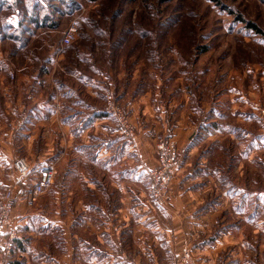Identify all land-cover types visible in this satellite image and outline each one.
<instances>
[{"label": "crops", "instance_id": "crops-1", "mask_svg": "<svg viewBox=\"0 0 264 264\" xmlns=\"http://www.w3.org/2000/svg\"><path fill=\"white\" fill-rule=\"evenodd\" d=\"M123 64L117 63V69L93 66V74L70 71L71 77L57 83L56 92L34 75L23 95L4 100L0 196L12 189L17 203L4 239L13 236V249L3 253L2 264H180L185 248L198 261L201 252L203 262L215 264L221 239L208 244L200 233L211 231L220 210L227 205L228 212L235 210L237 197L242 196L246 204L258 201L256 212L239 203L243 208L237 213L243 212L245 218L263 213L264 191L252 193L237 184L221 190L215 184L220 170L193 160L199 148L212 144V149H222L228 139L226 148L237 152L240 167L263 162L264 130L252 128L257 116L249 104L252 95L264 99V84L258 81L264 80V70L253 72L244 65L229 72V122L224 123L225 114L215 107L197 121L196 114L187 112L186 95L176 98L164 91L166 86L162 90L153 67L143 70L132 62L125 74ZM171 96L167 110L164 98ZM108 98L126 109L135 126L132 139L124 137L104 112ZM162 138L181 149L179 162L171 169L170 204H157L148 190ZM22 156L32 168L57 162L56 182L34 209L22 196L32 181L16 183L14 163ZM214 192L217 206L203 207L199 213L203 199ZM242 246L243 255H234L233 262L252 264L248 254L252 246L245 242Z\"/></svg>", "mask_w": 264, "mask_h": 264}, {"label": "rangeland", "instance_id": "rangeland-1", "mask_svg": "<svg viewBox=\"0 0 264 264\" xmlns=\"http://www.w3.org/2000/svg\"><path fill=\"white\" fill-rule=\"evenodd\" d=\"M32 16L47 18L56 26H31V34L19 37L24 29L21 21ZM73 22L78 25L77 36L63 53L58 54L64 32ZM247 22L264 32V0H0V118L5 109L4 100L9 96L23 95L28 89L27 80L34 75L56 92L57 83L67 82L71 77L70 71L75 69L93 74V66L99 68L100 64L102 67L106 64L107 68L117 69L116 64L123 62L125 74H128L134 62L143 70L153 67L162 90L166 86L164 91L168 90L176 98H184L182 94H185L187 112L196 114L197 121L201 113L208 116L215 107L226 116L221 121L228 123L226 114L230 108L226 95L230 84L229 72L234 71L233 67L240 71L244 65L253 72L264 70V36L249 29ZM9 36L18 38L13 40ZM49 58L52 63L48 62ZM42 66L49 68L48 73H43ZM258 81L264 84V80ZM171 99L172 96L164 98L167 110ZM250 100L249 110L257 116L252 128L264 130V99L252 95ZM113 101L124 115L126 126L135 134V126L126 109L115 99ZM107 103L108 99L103 110ZM211 119L208 121L212 124ZM2 137L3 132L0 131V140ZM170 140H158V163L160 145L167 147ZM229 142L224 140L222 149H212V144L199 148L193 161L201 160L211 170H220L221 175L215 184L221 190L237 184L252 193L264 191V153H260L263 162L244 163L240 167L242 160H238L237 152L226 148ZM175 147L178 163L181 149L176 142ZM20 159L35 169L25 156L15 163ZM51 165L54 168L53 184L35 200L30 206L32 209L42 197L48 196L56 182L57 162H51ZM154 168H160V165ZM170 185L171 172L162 197L155 198L150 191L149 195L157 204H170ZM4 194L0 196V203L5 200ZM203 202L199 213L203 207L217 206L219 199L214 192ZM238 202L249 207L252 214L256 212V199L246 204L245 199L238 196ZM239 203L235 210L229 212L228 205L224 206L211 231L200 233V239L205 237L208 244L221 239L223 247L215 252V264H236L234 255H243L244 242L252 246L248 248L252 264L264 263L260 258V255L264 257V211L262 213L260 208L261 215L245 218L243 212H236L243 208ZM236 241L242 242L241 246L233 247ZM202 256L200 252L198 261L192 250L185 248L181 252L180 264H210L203 262Z\"/></svg>", "mask_w": 264, "mask_h": 264}, {"label": "built area", "instance_id": "built-area-1", "mask_svg": "<svg viewBox=\"0 0 264 264\" xmlns=\"http://www.w3.org/2000/svg\"><path fill=\"white\" fill-rule=\"evenodd\" d=\"M77 32L78 25L73 22L64 32L60 49H58V54L63 53L64 49L72 44L77 36ZM104 112L116 121L124 137L131 138L134 136L132 130L126 126L124 115L117 110L113 98H108V103ZM168 143L169 145L167 147L162 144L160 145L161 153L160 162L158 163L160 168H154L149 172L150 194L159 199L164 194L170 182L171 169L177 164L178 159V150L175 147V142L170 140ZM14 170L17 174L16 183H20L23 180L32 181V184H30L22 193L29 207L34 204L39 196L49 190L53 184L54 168L51 164L31 169L20 159L14 164ZM4 197L5 200L0 203V259L2 253L9 254L13 249V236H10V240L8 241H5L4 239L11 224L12 209L17 201L12 189L7 190ZM0 264H2L1 261Z\"/></svg>", "mask_w": 264, "mask_h": 264}, {"label": "trees", "instance_id": "trees-1", "mask_svg": "<svg viewBox=\"0 0 264 264\" xmlns=\"http://www.w3.org/2000/svg\"><path fill=\"white\" fill-rule=\"evenodd\" d=\"M1 7H4L1 5ZM33 17V16H32ZM23 24H24V29L23 31L20 33V36L19 37H22L24 35H29L31 34V26H34L35 28H41V27H55L56 24H52V22L50 20H48L47 18H43V19H40V18H23V20L21 21ZM247 27L253 31H255L258 35H263L264 36V32L262 30H260L255 24H252V23H248L247 22ZM10 39H13V40H17V36H9ZM51 59L49 58V61L50 62ZM43 69L46 71L47 70V66H42Z\"/></svg>", "mask_w": 264, "mask_h": 264}]
</instances>
